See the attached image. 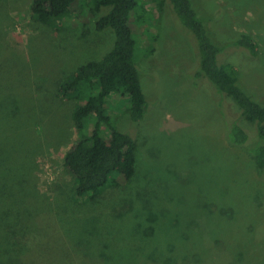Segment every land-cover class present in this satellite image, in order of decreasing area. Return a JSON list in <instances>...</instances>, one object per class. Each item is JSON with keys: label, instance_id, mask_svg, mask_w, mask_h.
Wrapping results in <instances>:
<instances>
[{"label": "rangeland", "instance_id": "1", "mask_svg": "<svg viewBox=\"0 0 264 264\" xmlns=\"http://www.w3.org/2000/svg\"><path fill=\"white\" fill-rule=\"evenodd\" d=\"M137 1L144 19L131 14L129 26L151 110L132 126L126 100L107 106L121 131L135 133L137 176L79 205L64 166L78 104L61 91L68 76L111 49L112 31L95 29L108 8L85 3L79 20L53 30L32 19L33 0H0V264L30 256L34 264H93L84 254L107 264H264V169L247 148L228 143L212 87L191 86L192 33L159 0ZM191 1L213 21L219 60L236 66L264 104V0ZM241 35L257 42L256 55L232 45ZM228 110L256 131L230 101ZM150 225L154 235L138 238Z\"/></svg>", "mask_w": 264, "mask_h": 264}, {"label": "trees", "instance_id": "2", "mask_svg": "<svg viewBox=\"0 0 264 264\" xmlns=\"http://www.w3.org/2000/svg\"><path fill=\"white\" fill-rule=\"evenodd\" d=\"M88 2L92 3L95 11L108 8L96 21L95 29L97 32L110 29L114 41L111 49L103 53L99 60L82 65L68 76L61 91L63 96L70 93L78 104L72 116L77 138L64 157V166L71 177L72 199L79 205L91 204L108 190L132 183L137 176L138 142L135 133L123 132L118 128L117 121L108 113L109 101L114 99L123 103L126 100L132 126L142 123L151 110L137 67L138 43L129 26L131 14L135 13L139 20L144 19L145 10L141 9V13L137 0H33L32 19L56 30L64 19L79 20ZM166 6L197 42L198 62L192 73L191 86L196 89L203 83L212 87V93L217 97L216 103L225 117L228 143L247 148L254 157L256 169L263 170L264 104L258 102L240 83L236 66L219 60L224 48L215 42L207 26L209 19L198 15L192 1L159 0L158 7ZM232 45L246 48L254 55L259 50L257 42L248 35H241ZM229 101L235 105L244 122L255 126L254 133L250 134L231 115ZM23 158L25 165L27 156ZM149 229H154V226L150 225L147 231L141 229L137 237L143 240L151 238L155 230ZM84 255L93 264H107L100 256H97L98 261L96 257L90 258L92 254ZM34 263L30 256L19 264Z\"/></svg>", "mask_w": 264, "mask_h": 264}]
</instances>
